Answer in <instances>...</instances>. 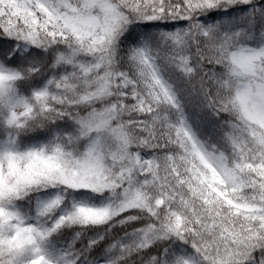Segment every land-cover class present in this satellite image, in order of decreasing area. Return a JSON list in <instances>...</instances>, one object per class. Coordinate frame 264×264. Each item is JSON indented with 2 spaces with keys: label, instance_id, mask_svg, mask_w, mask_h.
Returning a JSON list of instances; mask_svg holds the SVG:
<instances>
[{
  "label": "snow or ice",
  "instance_id": "6c2138e0",
  "mask_svg": "<svg viewBox=\"0 0 264 264\" xmlns=\"http://www.w3.org/2000/svg\"><path fill=\"white\" fill-rule=\"evenodd\" d=\"M0 264H264V0H0Z\"/></svg>",
  "mask_w": 264,
  "mask_h": 264
}]
</instances>
